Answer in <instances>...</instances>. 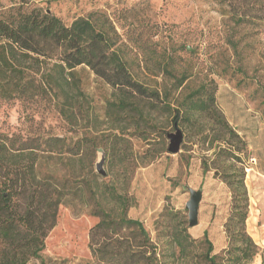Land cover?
<instances>
[{
  "label": "rangeland",
  "instance_id": "rangeland-1",
  "mask_svg": "<svg viewBox=\"0 0 264 264\" xmlns=\"http://www.w3.org/2000/svg\"><path fill=\"white\" fill-rule=\"evenodd\" d=\"M220 1L0 0V13L22 5L25 11L39 8L67 26L85 18L98 30L113 27L116 49L133 78L158 90L170 105L200 89L212 94L225 121L247 145L241 156L249 196L245 227L258 248L247 264H264V19L261 8H256L260 17L236 26L227 3ZM74 71L77 80L34 88L25 100H0V134L95 138L94 172L103 153L105 175L97 174L99 180L123 189V169H128L126 190L133 206L127 218L142 225L159 264H200L206 250L204 233L212 254L222 255L228 249L223 226L231 197L222 179L213 176L212 162L215 166L236 163L216 158L218 142L208 148L220 126L208 116L198 117L197 126L183 123L177 127L183 136L179 152L169 154L168 136L175 134L171 113L149 111L148 123L139 130L123 121L112 129L105 114L108 101H119L114 90L86 67ZM181 77L186 79L174 91L175 79ZM61 106L66 116L58 113ZM203 134L208 136L206 142L200 140ZM204 162L209 166L205 176ZM190 190L201 193L192 228L186 209ZM97 222L84 202L60 206L41 253L44 264H95L88 234ZM174 233L195 240L185 256L170 242ZM126 236L137 245L143 242L132 232Z\"/></svg>",
  "mask_w": 264,
  "mask_h": 264
},
{
  "label": "trees",
  "instance_id": "trees-1",
  "mask_svg": "<svg viewBox=\"0 0 264 264\" xmlns=\"http://www.w3.org/2000/svg\"><path fill=\"white\" fill-rule=\"evenodd\" d=\"M220 2L227 3L230 20L236 26L260 17L256 8H261L264 19V0ZM116 45L113 27L98 30L85 18L67 26L39 8L25 11L22 5L11 7L0 13V100L28 99L34 88L51 87V83L59 86L61 81L68 82L67 78L77 80L74 70L86 67L119 99L107 102L105 116L112 129L123 121L139 130L141 124L148 123L149 111L171 113L175 129L183 123L197 126L198 117L208 116L221 128L208 148L218 142L216 158L237 165L215 166L212 162L213 176L222 179L231 197L223 226L228 249L213 255L204 233L206 250L200 255V264L249 263L258 248L245 227L249 209L246 167L241 159L246 153L245 141L225 121L212 94L200 89L173 107L158 90L145 88L133 78ZM185 79H175L173 90L178 91ZM58 113L66 116L63 106ZM207 138L203 134L200 140L206 142ZM97 146L95 138L85 136L72 140L53 135L0 134V264H28L31 260L44 264L41 253L56 225L58 209L75 202L86 203L90 215L98 219L88 234V249L95 264H159L156 248L148 243L142 225L127 218L133 206L126 190L128 169H123V189L100 181L93 169ZM208 169L204 162L202 175ZM127 231L142 244L130 242ZM194 241L188 234L174 233L170 242L180 256H185Z\"/></svg>",
  "mask_w": 264,
  "mask_h": 264
},
{
  "label": "water",
  "instance_id": "water-1",
  "mask_svg": "<svg viewBox=\"0 0 264 264\" xmlns=\"http://www.w3.org/2000/svg\"><path fill=\"white\" fill-rule=\"evenodd\" d=\"M182 133L179 129H175V134L169 135V145L167 148V151L169 154H177L179 152L180 146L182 144ZM104 163V154L102 153V159L101 163L96 166V172L99 175L104 176V171L102 170V166ZM190 197L189 201L186 205V209L188 211V227L192 228L196 225L197 223V212H198V204L201 200V193L200 192H195L193 190L189 191Z\"/></svg>",
  "mask_w": 264,
  "mask_h": 264
},
{
  "label": "crops",
  "instance_id": "crops-1",
  "mask_svg": "<svg viewBox=\"0 0 264 264\" xmlns=\"http://www.w3.org/2000/svg\"><path fill=\"white\" fill-rule=\"evenodd\" d=\"M263 176H264V174H263ZM247 189V188H246Z\"/></svg>",
  "mask_w": 264,
  "mask_h": 264
}]
</instances>
